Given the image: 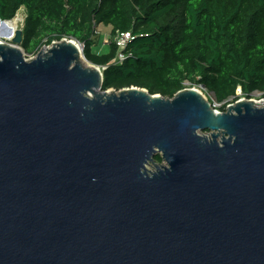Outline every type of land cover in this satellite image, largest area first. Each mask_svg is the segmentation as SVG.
Wrapping results in <instances>:
<instances>
[{
	"label": "water",
	"instance_id": "1",
	"mask_svg": "<svg viewBox=\"0 0 264 264\" xmlns=\"http://www.w3.org/2000/svg\"><path fill=\"white\" fill-rule=\"evenodd\" d=\"M22 40L0 42V264H264V106L104 90L78 41Z\"/></svg>",
	"mask_w": 264,
	"mask_h": 264
},
{
	"label": "trees",
	"instance_id": "2",
	"mask_svg": "<svg viewBox=\"0 0 264 264\" xmlns=\"http://www.w3.org/2000/svg\"><path fill=\"white\" fill-rule=\"evenodd\" d=\"M22 7L21 48L36 53L78 41L103 70L104 90L135 86L173 98L188 82L212 92L223 112L254 92L264 95V0H0V20ZM99 25L111 26L113 37L131 34L122 63L115 39L94 51Z\"/></svg>",
	"mask_w": 264,
	"mask_h": 264
},
{
	"label": "rangeland",
	"instance_id": "3",
	"mask_svg": "<svg viewBox=\"0 0 264 264\" xmlns=\"http://www.w3.org/2000/svg\"><path fill=\"white\" fill-rule=\"evenodd\" d=\"M15 17L18 18V23H17L18 29L17 30H23L24 23H25V18H26V9L24 7H22L17 12V14H16ZM111 30H112L111 26L99 25L97 27V32H98V36L96 37L97 46L94 47V51H97V52H103V51H105L108 48V45H109L110 41L113 40V39H116V37H113L111 35ZM7 31L8 30L6 28L1 27V25H0V41L3 42V43H5V44H13L12 39H6V38L4 39L3 38V36H4L3 32L6 33ZM15 35H14V37H15ZM80 45H81V47L83 48V51H84L83 44H80ZM51 46L52 45H49V47H51ZM21 50L23 51L24 57L27 60H31V59H35L38 56V54H39L40 51H42V50L46 51L47 49L44 48V47H42L36 53H27L22 48H21ZM83 57L85 58V61L92 66V63L86 59L85 55H83ZM185 86H186V88H197V89H200L203 92H205L208 95V97H209L208 98V101L211 102L212 107L215 108L217 111L223 112V111L220 110L222 104L221 103H218L216 101L215 95L212 92H209L204 87L191 86L190 83H188V82H186V85ZM241 94H242V91L239 90L238 91V95H241ZM242 98H245L246 100H252L255 103V105L258 106V107H263L264 106V95L261 92H254L251 95V98H246V97H242ZM227 109H228V106H227ZM224 112H226V111H224ZM148 168L150 170H152V171H155V168H154V165L153 164H150L148 166Z\"/></svg>",
	"mask_w": 264,
	"mask_h": 264
},
{
	"label": "bare ground",
	"instance_id": "4",
	"mask_svg": "<svg viewBox=\"0 0 264 264\" xmlns=\"http://www.w3.org/2000/svg\"><path fill=\"white\" fill-rule=\"evenodd\" d=\"M17 23H18V18L17 17H14L12 20H8V21H6V22H0V25H1V27H3V28H6L8 31L6 32V33H4L3 32V34H4V36H3V38L5 39H12L13 40V37H14V35L16 34V32H17V29H18V26H17ZM2 34V35H3ZM1 42V41H0ZM78 44V43H77ZM78 46V48H79V59H80V61L84 64H86L87 66H90V67H93V66H91L90 64H88L86 61H85V58L83 57V48L81 47V45L80 44H78L77 45ZM47 49V48H46ZM46 51H48V49L46 50ZM196 90H198V92L199 93H201L202 95H203V97H205V99H207L208 100V95L205 93V92H203L202 90H200V89H197V88H195ZM111 91H109V93H110Z\"/></svg>",
	"mask_w": 264,
	"mask_h": 264
},
{
	"label": "built area",
	"instance_id": "5",
	"mask_svg": "<svg viewBox=\"0 0 264 264\" xmlns=\"http://www.w3.org/2000/svg\"><path fill=\"white\" fill-rule=\"evenodd\" d=\"M130 39H131L130 33H119L118 35H116L115 41L117 42L118 46L121 48V51L119 52L116 60L120 63H122L126 58L123 49L126 48Z\"/></svg>",
	"mask_w": 264,
	"mask_h": 264
}]
</instances>
